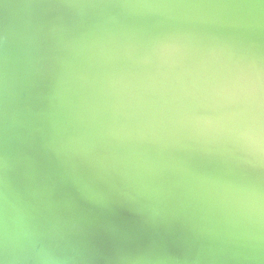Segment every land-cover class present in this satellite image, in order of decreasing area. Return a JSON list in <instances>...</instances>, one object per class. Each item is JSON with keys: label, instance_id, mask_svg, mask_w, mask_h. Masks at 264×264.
<instances>
[{"label": "clouds", "instance_id": "9594fccd", "mask_svg": "<svg viewBox=\"0 0 264 264\" xmlns=\"http://www.w3.org/2000/svg\"><path fill=\"white\" fill-rule=\"evenodd\" d=\"M28 7L54 15L46 23H30L16 38L6 35L0 42V264H264V193L253 190L248 194L254 231L219 244L206 243L200 234L186 233L180 250L174 251L168 240L172 223L138 204L140 193L133 182V176L142 180L145 173L152 175L166 169L147 167L148 161L139 155L121 151L126 141L156 142L155 137L149 138L143 132L119 136L105 129L99 121L101 109L94 87L93 94L82 96L73 110L72 120L77 125L73 134L61 130L58 113L34 111L23 95L46 71L58 81L67 82L71 77L81 87L99 83L100 92L105 85L111 86L106 76L92 74L80 64L85 53L102 50L106 40H112L107 24L116 23L117 18L110 10H220L233 14L234 28L264 33V0H43ZM89 14L96 16L92 24L86 23ZM42 40L50 42L47 50H42ZM225 50L228 60L221 65L218 77L197 75L207 57L218 59ZM189 51L201 54L198 63L184 67L173 59L183 60ZM148 58L156 61L158 70L180 68L175 77L161 73V84L168 94L165 103L174 106L176 123L189 129L190 135H201L215 130L218 121L229 122L231 137L258 167L264 168V44L215 37L205 43L196 34H188L150 41L138 62L146 63ZM84 59L90 60L91 55ZM209 99L227 101L232 110L216 118L196 115L198 109L207 107ZM36 145L56 165L60 182L70 183L101 210L128 207L142 217L154 235L143 247L130 248L128 244L134 237L113 230L109 236L115 247L104 254L95 245L89 226L56 215L52 187L35 185L38 162L32 150ZM21 165L34 185L25 193L15 185ZM181 165L171 171L196 176L185 162ZM185 194L214 193L190 190ZM44 214L53 217L47 224L38 222Z\"/></svg>", "mask_w": 264, "mask_h": 264}, {"label": "water", "instance_id": "95a60500", "mask_svg": "<svg viewBox=\"0 0 264 264\" xmlns=\"http://www.w3.org/2000/svg\"><path fill=\"white\" fill-rule=\"evenodd\" d=\"M170 14L174 13L170 12ZM28 22H23L24 25L22 24L19 29L14 28L17 32L14 38L25 31ZM171 31L175 33L166 29L159 34L144 38L141 43L142 49L135 57L131 54V51L137 50L133 47L134 43L130 42L131 44L127 43L129 45L121 47L117 51L116 60L121 61L122 58L130 57L131 66L129 69L106 76L111 86L105 85L104 91L100 92L98 85L94 93L96 103L108 123L111 124L114 119L125 121V130L113 129L111 131L114 134L122 136L131 133L135 136L143 132L149 138L155 137L156 142L126 141L121 149L166 169L164 172H158L157 175L166 180L169 189L155 190L156 187L145 185L150 189L145 187L146 189L138 192L140 193L138 204L149 209L153 215L164 217L172 223V228H176L183 236L186 233H196L202 235L206 243L219 244L230 237L255 230L254 216L248 211V194L253 190L264 193V168L258 167L253 157L231 137L229 134L231 126H226V133L230 136L231 142H222L218 145V149L210 143L198 145L192 139L189 141L187 138L189 129L175 122L177 116L173 110L174 106L165 103L168 94L161 84L164 79L161 73L175 77L180 72V68L158 70L157 63L152 58H148L146 63L138 61L141 60L144 49L150 41L163 40L164 36L183 37L196 34L202 40L206 36L208 39L215 37L225 41L234 40L236 36L232 32L220 31L202 35L197 27L176 28ZM200 56L201 54L197 52L189 51L183 60L179 57L173 59L184 67H190L193 63L199 62ZM228 56L229 53L225 50L219 53L218 59L208 57L197 75L202 78L218 77L219 69L227 62ZM168 82L164 81V83ZM74 84L77 85L78 82L74 81ZM219 102L221 100L209 99L206 101L207 107L198 109L196 115L206 113V116H217L227 109H232V106L220 105ZM74 109H69L70 114L62 118L58 124L65 134H73L77 127L72 120ZM164 145L176 146L165 148ZM181 162H185L196 176L185 177L178 172L174 174L171 170L181 167ZM200 186H205L203 190L214 194L211 196L185 194L190 190L203 192ZM113 208L131 211L128 207ZM119 229L127 231L121 225ZM168 240L169 244H173L169 236Z\"/></svg>", "mask_w": 264, "mask_h": 264}, {"label": "bare ground", "instance_id": "6f19581e", "mask_svg": "<svg viewBox=\"0 0 264 264\" xmlns=\"http://www.w3.org/2000/svg\"><path fill=\"white\" fill-rule=\"evenodd\" d=\"M41 2H43V0H0V42L3 41L6 35L10 38H14L17 34L14 28L19 29V27L24 25L23 22L29 21V26L32 22L46 23L48 19H51L54 14H46L41 10L30 9L28 7L29 5ZM131 2H137V0H131ZM144 2H160V0H144ZM110 12L111 15L117 18L116 23L109 22L107 24L113 37L112 40H106L102 50L97 49L91 54L85 53L80 60L83 69L98 76H109L116 71L129 69L132 59L127 57L125 59L122 58L121 61H117V51L124 45H129L127 43L132 42L135 44L133 45L135 50L137 49L136 51H131L132 56L135 57L137 52L142 49L141 43L144 38L159 34L166 29L171 33H175L171 31V29L197 27L201 30L200 33L202 35H209L215 31L224 33L232 32L236 38H238L234 40H244L245 42L252 40L264 44V35L262 33L234 28L232 26L233 14L220 10L134 8L126 10L113 9L110 10ZM170 12L174 14L171 15ZM30 17L31 19H29ZM95 20V14H89L86 17L87 24H92ZM175 38H180V36L168 35L164 36L162 39ZM203 40L204 42L208 41V38L204 36ZM49 47L50 42L48 40L41 41L42 50H47ZM0 51H2V48H0ZM197 53L200 54L199 52ZM88 55H91V59L85 60L84 57ZM98 85L99 83L95 86L81 87L79 82L77 85L74 84L71 77L67 78V82L58 81L50 71H46L44 74L38 76L33 84L28 86L27 91L23 95L27 97L28 103L34 111L45 109L58 113L57 123L60 124L62 118L70 114L68 112L69 109L77 107L81 103V97L93 93V87L96 91ZM218 104L230 107L228 102L224 100H221ZM228 111L230 110L227 109L223 112L225 113ZM103 115L104 114L101 112L99 121L105 129H114L115 131L125 130V121L114 119L110 124V122L108 123L105 120ZM200 116L216 118L220 115L206 116V113H203ZM226 126L228 127L231 125L227 121H218L215 130L206 131L201 135L187 134V138L189 141L192 139L198 145L210 143L215 149H218V145L222 142H231L229 139L230 136H227L226 133ZM32 151L38 162L35 185L51 186L53 189L52 199L56 203V215L65 220H76L89 226L95 245L104 254H110L115 247L114 240L109 236V232L113 230L118 234H128L134 237L128 244L130 248L143 247L145 242L154 235V232L144 224L142 217L135 212L117 210L114 208L111 210H101L99 207L93 205L86 196H82L70 183L59 181L56 165L39 150L38 145L34 146ZM147 161V167L155 165L159 168L157 163L149 160ZM158 172L159 171L152 175L145 173L144 175L146 178L142 180H137L133 176L136 191L140 192L142 189H150L145 185H151V188L156 187L155 190H168L169 188L167 187L166 180L159 178L157 175ZM15 185L17 190L21 193H25L26 190L34 186L26 176L23 165L17 170ZM200 188H202L201 191H205L203 190L205 186H200ZM0 218H2V207H0ZM52 218L53 217L47 214L40 215L38 217V222L47 224ZM120 225L126 228L127 231L120 230ZM161 234H163V231ZM168 236L173 241V244H169V247L174 251H179V245L184 236L181 235L176 228H172Z\"/></svg>", "mask_w": 264, "mask_h": 264}]
</instances>
